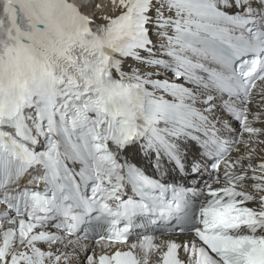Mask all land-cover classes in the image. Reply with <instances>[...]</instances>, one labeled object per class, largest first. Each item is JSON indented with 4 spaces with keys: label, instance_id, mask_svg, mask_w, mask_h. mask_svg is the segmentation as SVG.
<instances>
[{
    "label": "snow or ice",
    "instance_id": "6c2138e0",
    "mask_svg": "<svg viewBox=\"0 0 264 264\" xmlns=\"http://www.w3.org/2000/svg\"><path fill=\"white\" fill-rule=\"evenodd\" d=\"M110 3L119 14L96 25L69 0H0V264H264V156L254 164L251 147L264 108L247 107L264 103V0ZM217 112L247 152L225 155ZM191 145L223 165L199 207L130 163L186 175ZM93 239L127 250L90 251Z\"/></svg>",
    "mask_w": 264,
    "mask_h": 264
},
{
    "label": "bare ground",
    "instance_id": "6f19581e",
    "mask_svg": "<svg viewBox=\"0 0 264 264\" xmlns=\"http://www.w3.org/2000/svg\"><path fill=\"white\" fill-rule=\"evenodd\" d=\"M76 2L81 3L82 5L83 3L86 2V0H76ZM97 5H99L98 8ZM82 9L83 11H85L86 14L91 15L92 16L91 18L98 23L105 22L103 19H101V17L103 16L114 17L120 12L118 8H115L110 3V0H92V2L91 3L89 2L86 7L82 6ZM128 63H132V62L129 61ZM150 264H154V261L151 260Z\"/></svg>",
    "mask_w": 264,
    "mask_h": 264
}]
</instances>
